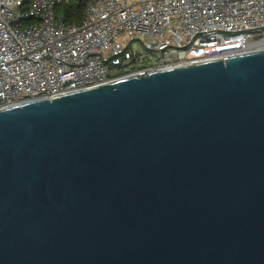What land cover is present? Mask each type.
Listing matches in <instances>:
<instances>
[{"label":"water","instance_id":"1","mask_svg":"<svg viewBox=\"0 0 264 264\" xmlns=\"http://www.w3.org/2000/svg\"><path fill=\"white\" fill-rule=\"evenodd\" d=\"M0 264H264V50L1 109Z\"/></svg>","mask_w":264,"mask_h":264},{"label":"built area","instance_id":"2","mask_svg":"<svg viewBox=\"0 0 264 264\" xmlns=\"http://www.w3.org/2000/svg\"><path fill=\"white\" fill-rule=\"evenodd\" d=\"M67 2L0 0V110L264 48V0H92L72 25Z\"/></svg>","mask_w":264,"mask_h":264},{"label":"trees","instance_id":"3","mask_svg":"<svg viewBox=\"0 0 264 264\" xmlns=\"http://www.w3.org/2000/svg\"><path fill=\"white\" fill-rule=\"evenodd\" d=\"M92 0H68L62 6L57 8L58 14H60L65 23L68 25L80 23L85 15L86 5ZM26 5H29L31 0H24Z\"/></svg>","mask_w":264,"mask_h":264},{"label":"rangeland","instance_id":"4","mask_svg":"<svg viewBox=\"0 0 264 264\" xmlns=\"http://www.w3.org/2000/svg\"><path fill=\"white\" fill-rule=\"evenodd\" d=\"M134 51L135 52L137 51V52L141 53V55H142V64L145 63V64H148V65H150V64L152 65V64H154L157 61V57L159 56V54L147 53L142 48L134 47Z\"/></svg>","mask_w":264,"mask_h":264},{"label":"bare ground","instance_id":"5","mask_svg":"<svg viewBox=\"0 0 264 264\" xmlns=\"http://www.w3.org/2000/svg\"><path fill=\"white\" fill-rule=\"evenodd\" d=\"M261 50H264V48H261ZM259 51V50H258Z\"/></svg>","mask_w":264,"mask_h":264}]
</instances>
